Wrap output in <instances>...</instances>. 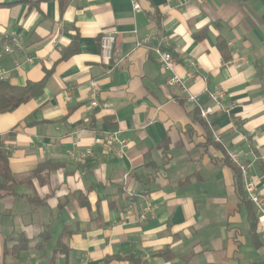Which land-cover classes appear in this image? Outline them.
Segmentation results:
<instances>
[{"label":"crops","instance_id":"1","mask_svg":"<svg viewBox=\"0 0 264 264\" xmlns=\"http://www.w3.org/2000/svg\"><path fill=\"white\" fill-rule=\"evenodd\" d=\"M201 1L138 0L135 13L129 0H0V38L23 46L0 55L6 81H42L0 114L13 180L0 177V264H264L222 146L137 45L168 50L203 102L223 92L212 123L264 196V0ZM95 85L107 109L91 107ZM111 128L128 142L120 155L104 141ZM46 163L56 167L41 183Z\"/></svg>","mask_w":264,"mask_h":264},{"label":"built area","instance_id":"2","mask_svg":"<svg viewBox=\"0 0 264 264\" xmlns=\"http://www.w3.org/2000/svg\"><path fill=\"white\" fill-rule=\"evenodd\" d=\"M133 12L137 13L141 10L138 0H129ZM202 1L199 0V3ZM115 42V34L107 33L100 38L99 41V58L102 64L108 65L112 59L113 45ZM139 46H144L149 52L155 57L156 63L159 67L168 74L166 78V85L176 91L177 93L184 95L187 102L193 104L198 111L199 118L206 125L209 130L213 141L220 144L225 151V154L229 162L239 170L241 176L242 189L245 194L246 200L251 204L256 215V224L258 233L264 238V196L259 192L255 181L249 176L247 166L241 160V157L234 152L229 151L222 143L221 138L214 128L212 123V116L215 112L216 106L222 101L224 94L223 92H216L214 94H209L208 98L211 102H203L198 96L190 93L189 83L192 81L193 76L191 73H184L183 75H178L175 72L176 64L173 59L172 54L163 48L161 44L151 46L147 41L138 43ZM22 41L17 36H9L0 38V55H14L16 52L22 49ZM28 62L31 61L29 58ZM9 74L5 70L0 69V80H6ZM97 92V86L92 87V97L91 107L100 106L103 109H107V104H99L94 95ZM104 141L108 146L115 148L118 155L124 152L128 146V142L125 139L118 138V132H106L104 136ZM91 157L89 152L81 155V158L85 160ZM152 208L147 209V213H151ZM145 218L144 216L142 217Z\"/></svg>","mask_w":264,"mask_h":264},{"label":"trees","instance_id":"3","mask_svg":"<svg viewBox=\"0 0 264 264\" xmlns=\"http://www.w3.org/2000/svg\"><path fill=\"white\" fill-rule=\"evenodd\" d=\"M218 46H219L220 50L223 49V43H219ZM41 85H42V81L38 82V83H27L24 87H17V86H13V85L9 84L6 80H0V114L12 112L15 109H17L20 105L27 103L30 99H32L35 96V94L37 93V91L39 90ZM196 112H197V115L199 116L197 109H196ZM115 130H116L115 128H111L110 132H114ZM206 130H207V137L210 141L211 140V134H210L209 130L207 129V127H206ZM217 146H218V144H217ZM220 148L222 149V153L225 157V160H227V162H228L229 160L225 154L224 149L222 147H220ZM55 167H56L55 165L50 164V163L43 164L42 166H40L37 169L36 177L39 178V181L41 183H44L45 181H47V179L41 177V175H39V174L41 172H45V174L47 176L51 171H53L55 169ZM232 167H233V170L235 172V185L237 187V190L241 194V196L243 197V200L245 201V203L247 205L251 206V204L246 200L245 194H244L243 189H242L240 172L233 165H232ZM0 177L3 179V181H5V184H7L9 181L13 182V180L9 174L7 156L4 155L1 151H0ZM0 188H1V186H0ZM251 208H253V207L251 206ZM248 218L250 221L251 229L253 230V233H254V231H257L255 213L252 211L249 212ZM26 248H27L26 241L24 239L20 238L17 245L14 246L10 252H11L12 256H15L16 253H18V251H20L22 249H26ZM129 259L131 260V262L133 264H142L136 258L129 257Z\"/></svg>","mask_w":264,"mask_h":264}]
</instances>
